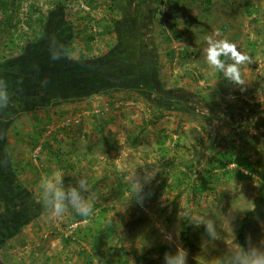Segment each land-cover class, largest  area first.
Wrapping results in <instances>:
<instances>
[{"label": "trees", "instance_id": "16d2710c", "mask_svg": "<svg viewBox=\"0 0 264 264\" xmlns=\"http://www.w3.org/2000/svg\"><path fill=\"white\" fill-rule=\"evenodd\" d=\"M166 1L170 5L201 0H110V12L103 18L105 22H102V32L99 35L112 34L116 40L102 51L94 50V33L92 30L90 33L87 31L91 18L84 17L76 23L70 13L74 4H66L60 0L56 7L48 10L47 18L38 19V28L34 34H25L21 51L0 57V79L7 82L11 96L9 106L0 110V252L8 239L19 235L38 217L45 215L36 199L39 188L36 190L30 185V181L39 183L41 168L44 167L35 162L34 153L37 148L43 154L48 152L54 156L64 169L75 168L81 171L86 167L79 162L67 159L63 161L59 134L67 133L70 124L60 125L54 115L64 118L89 111L87 115L91 118V129L100 132L105 151L113 155L118 147L117 141L107 130L108 122L112 120V114L120 111L128 100H144L150 110L143 117L138 134L148 130L157 145L158 157L155 161L160 168L156 175L159 181L152 186L151 196L161 195L168 185L180 186L178 194L183 193V190L187 191V197L192 201L194 194L198 195L204 190L195 185L196 179L201 177L203 185H206L217 182L225 174L237 172L239 178L252 177L256 173L260 175L262 190L257 202L264 199V165L255 167L254 162L245 156L235 155L225 145L227 137L223 134L228 129L252 140H255L254 136H264V102L249 104L241 95L235 96L232 101L225 100L219 96L218 90H212L211 85L207 86L211 89L210 97L183 87V83L172 87L165 85L160 75V57L165 53L172 63L177 60L185 61L198 52L196 48L188 50L170 45L184 35L175 19H172L167 31H162V43L168 46L164 48L157 43L154 22L161 11L160 4ZM90 2L95 5L94 0ZM246 3L249 8L250 2ZM31 8L35 11V4ZM257 9L258 7H251L249 12L253 13ZM168 17L171 18L170 14ZM53 38L66 54L56 61L50 59L49 53ZM77 38L85 41L83 48L76 49L74 46ZM195 70L196 68L188 69V73L183 74L180 79L184 80L189 75L192 81L198 82L203 75L195 73ZM218 75L223 77L222 73ZM45 80L48 81L47 86L41 87V82ZM100 101L101 106H97ZM61 105L72 107L62 110L59 108ZM96 107H106V110L103 113L94 112ZM42 110L46 112L45 116L34 124L33 136L27 135L26 138L31 146V156L25 165L16 166L9 147L11 127L22 115ZM173 111L194 113L204 119V131L210 136L209 147L203 152L204 161L200 158L199 151L190 152V147L183 143L178 127L169 133L160 125L168 112ZM107 115L109 119H106ZM210 126L217 127V137L211 136ZM46 132H49L48 137H45ZM138 134L135 137L139 138ZM26 139L23 138L22 141ZM259 145L263 148L264 139L260 140ZM182 160L186 168L179 167L177 174L172 175V167L180 166ZM26 167L32 175L29 180L24 179L21 174ZM171 175L174 180L169 184ZM108 177L109 175L97 177L91 180L93 183L89 181L91 189L96 193L94 186L105 182ZM69 180L72 181V177L65 175L66 186L75 184ZM96 196L94 214L91 217L85 219L74 213L70 214L68 233H62L61 236V248L64 252L55 254L49 264H71L74 260L78 264L82 261H85L84 264H92L95 258L97 264H132L128 260L129 256L138 261L143 260L137 248L124 242L122 232L117 240L110 241L116 232L115 216L112 214L115 205L103 206V196ZM97 211L98 214L107 213L104 223L101 219L92 223ZM74 223L76 226L72 227ZM246 228L247 224L241 222L237 232V242L242 245L246 244ZM185 232L186 244L195 248L191 234L187 230ZM28 243L27 239H21L23 247ZM167 251L169 252L168 245H162L159 255H164ZM0 264H7L1 256Z\"/></svg>", "mask_w": 264, "mask_h": 264}, {"label": "rangeland", "instance_id": "374dc122", "mask_svg": "<svg viewBox=\"0 0 264 264\" xmlns=\"http://www.w3.org/2000/svg\"><path fill=\"white\" fill-rule=\"evenodd\" d=\"M94 1L95 5L91 4L90 0H63L66 4H74L70 13L76 23L84 17L91 18L87 31L90 33L92 30L94 33L92 40L94 50L102 51L116 40L112 34L99 35L102 32V22H105L103 18L110 12L108 8L110 0ZM247 1L250 2L249 8L258 7L257 11L250 13ZM59 2L60 0H0V57L21 51L25 34H34L38 28V19L47 18L48 10L56 7ZM34 4L35 11L31 8ZM161 4V11L154 22L157 43L164 48L168 46L162 43V31H167L172 19H175L178 27L184 31V35L179 41L174 40L170 45L175 48L181 46L188 50L198 49V52L189 56L185 61L177 60L170 63L165 53L160 57V75L166 86H178L183 83V87L210 97L211 89L207 86L211 85L212 90H218L219 96L225 100L232 101L235 96L241 95L247 99L249 104L264 102V0H232L230 2L201 0L191 1L189 4L178 2L170 5L166 1ZM210 35L216 39L229 40L236 45L239 51L252 57L253 61L247 68L242 69L245 78L249 80L244 90L234 86L224 77H220L218 72L206 64L204 59V49L207 47L205 37ZM84 45L85 41L82 38L75 39L76 49L83 48ZM190 68H196L195 73L203 75L198 82L192 81L189 75L184 80L180 79L183 74L188 73ZM65 105L59 108L65 110L72 107V105ZM121 108L120 111L117 110V120L109 121L107 127L110 136L112 135L117 141L118 150L113 155L105 151L101 134L91 129V118L87 115L88 111H85L86 114L82 113L83 115H68L64 118L54 115V117L60 125L66 121L70 124L67 133L59 134L63 161L67 159L79 162L81 166L86 165V167L81 171L75 168L64 169L59 166L54 156L48 152L43 154L39 148L36 149L34 157L37 164L44 165L41 168V176L59 169L65 175L72 177V181H69L75 183L73 174L84 175L88 182L89 178H92L89 174L93 173L95 178L109 175L105 182L94 187L96 195L103 196L101 199L103 206L115 205L112 214H115L116 232L110 241L117 240L119 233L122 232L124 242L137 248L143 257V260L138 261L129 256L130 263L163 264L164 255L160 256L159 252L160 247L167 244L169 252L174 253L177 246L185 249L187 263L215 264L214 258L225 252L227 243L231 244L228 232L231 229L236 238L241 222L247 224V237L251 236L254 242L264 239V199L257 202L262 190V179L257 173L247 178L243 176L239 178L236 175L237 172L229 173L221 176L217 182L206 183V185H203L200 177L195 180V185L204 190L202 189L198 195L194 194L192 201L188 199L187 191L183 190V193L178 194L180 186L168 185L161 195L151 196V188L159 181L155 176V179L145 187V192L150 195L144 200L143 206L131 202L126 211H118L125 203V173L122 170L139 165L146 160H156L158 157L157 145L150 132L143 130L138 134L143 117L150 111L145 101L139 100L136 104L126 103ZM45 114L44 110L25 114L13 123L9 147L16 166H23L29 160L31 146L27 142V135L33 136L34 124ZM106 119H109L108 115ZM204 124V119L197 114L176 111L168 112L160 123L169 133L178 127L183 143L190 147V152L199 151L202 161L205 158L203 152L210 144V136L205 133ZM216 128L210 126L211 136L217 137L219 134ZM48 134L49 132H46L45 137H48ZM223 134L227 137L225 145L235 155L245 156L254 162L255 167L264 165V146L262 148L259 145L264 136L263 138L254 136L255 140H252L228 129L224 130ZM23 138L26 139L25 142L22 141ZM37 154H40L39 157ZM183 161L179 164L180 166L172 167V175L177 174L179 167L186 168ZM21 174L26 180L32 176L28 167ZM173 177H169V184L173 183ZM37 183L30 181V185L36 190L39 188V183ZM180 205L214 220L221 238L211 240L204 225L196 226L181 219L179 217ZM106 214H98L97 211L92 223L95 224L97 219H101L104 223ZM69 218L70 215H67L59 221L52 222L47 219L46 214L38 217L22 233L5 242L0 256L7 264H42L44 262L49 264L55 254L64 252L61 248V236L62 233H68ZM74 224L71 226L75 227L76 223ZM185 230L191 234L195 248H190L186 244L183 234L186 233ZM166 233L171 234V242L165 239ZM22 238L29 241L24 247L21 244ZM31 254H33L32 257ZM84 262L82 261L81 264ZM97 262L95 258L92 264H97ZM71 264H78V262L74 260Z\"/></svg>", "mask_w": 264, "mask_h": 264}, {"label": "clouds", "instance_id": "9594fccd", "mask_svg": "<svg viewBox=\"0 0 264 264\" xmlns=\"http://www.w3.org/2000/svg\"><path fill=\"white\" fill-rule=\"evenodd\" d=\"M218 35V33H217ZM207 47L204 49L206 64L218 73H222L224 79L234 86L244 90L249 82L245 78L242 69L247 68L252 57L241 52L236 45L227 39H216L210 35L205 37ZM50 59L53 61L65 57L63 47L58 45L53 38L49 46ZM48 81H42L41 87H46ZM11 96L8 84L0 79V110L6 109L10 104ZM125 173L124 205L118 211H126L131 202L143 206L149 193L145 192V186L149 185L157 172L159 165L155 160H146L139 165L122 170ZM64 172L55 169L50 174L42 175L39 180V193L36 197L49 221L56 222L65 216L75 214L85 219L94 214V206L97 199L96 193L91 189L88 179L84 175H75V184L64 183ZM115 215V214H114ZM179 217L191 224L204 225L205 231L211 240L220 239L216 222L199 213H194L190 208L180 205ZM231 244L227 243V249L223 254L214 258L215 264H264V239L254 242L251 236L247 237L246 244L236 242L235 236L228 232ZM165 239L172 241L171 234H165ZM163 264H187V252L177 246L176 251L166 252L163 256Z\"/></svg>", "mask_w": 264, "mask_h": 264}, {"label": "crops", "instance_id": "0c3cea01", "mask_svg": "<svg viewBox=\"0 0 264 264\" xmlns=\"http://www.w3.org/2000/svg\"><path fill=\"white\" fill-rule=\"evenodd\" d=\"M99 103H101V101L98 102V105H97V106H101V104H99ZM126 103H128V104H136V103H138V102L133 101V100H128ZM103 105H106V104H103ZM120 105H121V104H120ZM84 112H85V111H84ZM84 112H82V113H84ZM82 113L79 112L78 114L83 115ZM88 113H89V111H88ZM117 113H118V112H115V113L112 114V116L110 115L111 117H113V118H111V119H112V121H114V122L117 120V116H118ZM84 114H86V113H84ZM108 126H109V124H108ZM108 126H107V127H108ZM94 175H96V174H94ZM89 176L92 177V178H89V181H91L92 179H97V178H95V176H93V173H92V175L89 174ZM99 177H100V176H99ZM99 177H98V178H99ZM73 178H75V177H73ZM91 182H92V181H91ZM92 183H93V182H92Z\"/></svg>", "mask_w": 264, "mask_h": 264}, {"label": "built area", "instance_id": "2783aa9c", "mask_svg": "<svg viewBox=\"0 0 264 264\" xmlns=\"http://www.w3.org/2000/svg\"><path fill=\"white\" fill-rule=\"evenodd\" d=\"M104 110H106V107L105 108H99V107H96L93 111L94 112H100V113H103L104 112ZM69 122V121H68ZM67 121L66 122H64L65 124H67L68 123ZM38 150V149H37ZM36 151V150H35ZM34 156H35V153H34ZM75 225V224H74Z\"/></svg>", "mask_w": 264, "mask_h": 264}]
</instances>
